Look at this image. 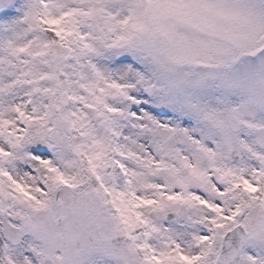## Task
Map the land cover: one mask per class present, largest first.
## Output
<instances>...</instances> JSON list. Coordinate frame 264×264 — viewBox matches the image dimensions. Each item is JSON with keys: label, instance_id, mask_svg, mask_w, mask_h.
Wrapping results in <instances>:
<instances>
[{"label": "snow or ice", "instance_id": "6c2138e0", "mask_svg": "<svg viewBox=\"0 0 264 264\" xmlns=\"http://www.w3.org/2000/svg\"><path fill=\"white\" fill-rule=\"evenodd\" d=\"M0 264H264V0H0Z\"/></svg>", "mask_w": 264, "mask_h": 264}]
</instances>
